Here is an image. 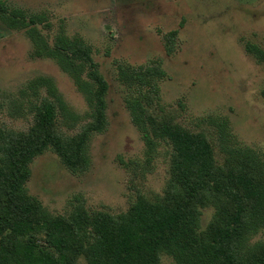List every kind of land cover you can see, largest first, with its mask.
Here are the masks:
<instances>
[{
    "label": "trees",
    "instance_id": "trees-1",
    "mask_svg": "<svg viewBox=\"0 0 264 264\" xmlns=\"http://www.w3.org/2000/svg\"><path fill=\"white\" fill-rule=\"evenodd\" d=\"M0 24L23 32L35 58L51 59L74 82L89 110L74 111L50 76L32 78L0 111L29 121L26 130L0 125V264H259L264 263V150L242 143L227 117L215 129H192L167 110L160 59L119 63L117 80L131 121L144 143V169L169 159L170 177L161 194L136 195L119 214L91 209L83 200L56 214L32 195V163L55 152L73 173L89 170L90 144L110 125V84L82 35L56 33L45 12L0 0ZM179 30L163 34L168 54ZM245 50L264 61V48L246 41ZM264 96V90H263ZM127 168L141 166L138 160ZM213 216L204 227V209ZM168 259V262L165 261Z\"/></svg>",
    "mask_w": 264,
    "mask_h": 264
},
{
    "label": "rangeland",
    "instance_id": "rangeland-1",
    "mask_svg": "<svg viewBox=\"0 0 264 264\" xmlns=\"http://www.w3.org/2000/svg\"><path fill=\"white\" fill-rule=\"evenodd\" d=\"M29 13L45 12L56 33L82 35L94 47L107 78L110 125L90 144L92 163L71 172L53 151L32 163L28 189L56 214L83 200L88 208L127 211L139 185L148 195L163 193L169 159L160 157L152 172L144 169V143L131 121L117 80L119 63L160 59L168 73L162 83L168 111L192 129H215L211 119L227 117L239 140L264 150V61L245 50L253 41L264 48V0H6ZM178 29L176 51L168 54L163 34ZM23 32L0 24V103L16 98L28 81L52 77L70 107L85 118L88 104L73 80L51 60L32 56ZM26 130L29 121L0 111V125ZM138 160L127 168L122 160ZM205 227L213 208L203 210ZM264 240V230L254 241ZM168 262V259L165 258Z\"/></svg>",
    "mask_w": 264,
    "mask_h": 264
},
{
    "label": "water",
    "instance_id": "water-1",
    "mask_svg": "<svg viewBox=\"0 0 264 264\" xmlns=\"http://www.w3.org/2000/svg\"><path fill=\"white\" fill-rule=\"evenodd\" d=\"M259 264H264L263 262H260Z\"/></svg>",
    "mask_w": 264,
    "mask_h": 264
}]
</instances>
